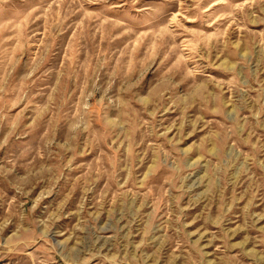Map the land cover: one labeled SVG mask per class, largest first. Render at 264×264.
<instances>
[{"label":"rangeland","instance_id":"374dc122","mask_svg":"<svg viewBox=\"0 0 264 264\" xmlns=\"http://www.w3.org/2000/svg\"><path fill=\"white\" fill-rule=\"evenodd\" d=\"M0 264H264V0H0Z\"/></svg>","mask_w":264,"mask_h":264}]
</instances>
